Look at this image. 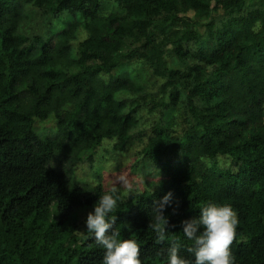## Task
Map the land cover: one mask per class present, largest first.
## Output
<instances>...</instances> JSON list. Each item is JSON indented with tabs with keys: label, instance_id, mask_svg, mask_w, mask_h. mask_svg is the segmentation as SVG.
Returning a JSON list of instances; mask_svg holds the SVG:
<instances>
[{
	"label": "trees",
	"instance_id": "16d2710c",
	"mask_svg": "<svg viewBox=\"0 0 264 264\" xmlns=\"http://www.w3.org/2000/svg\"><path fill=\"white\" fill-rule=\"evenodd\" d=\"M112 1L123 11L105 13L102 0H0V264H102L75 210L110 188L72 171L92 164L106 139L123 151L143 110L162 116L137 160L164 177L151 190H119L121 238L138 242L142 264H166L176 237L180 255L194 259L181 221L205 202L230 203L236 264H264V0ZM28 4L84 18L28 35ZM144 72L157 95L148 96ZM38 120L53 125L38 129ZM168 192L170 231L157 243L148 225Z\"/></svg>",
	"mask_w": 264,
	"mask_h": 264
},
{
	"label": "clouds",
	"instance_id": "9594fccd",
	"mask_svg": "<svg viewBox=\"0 0 264 264\" xmlns=\"http://www.w3.org/2000/svg\"><path fill=\"white\" fill-rule=\"evenodd\" d=\"M119 201V188L116 186L99 196L94 211L87 214V231L94 234L96 243L104 250L102 264H142L138 242L121 238V232L114 227V213ZM173 203V194L168 192L152 209L148 227L156 234L157 243L168 239L170 229L165 208ZM175 205L178 207L179 202L176 201ZM181 224L184 236L192 242L187 252L194 259L180 255V240L176 237L167 249L166 264H236L231 245L236 239L239 220L230 203L205 202L198 217L182 220Z\"/></svg>",
	"mask_w": 264,
	"mask_h": 264
},
{
	"label": "rangeland",
	"instance_id": "374dc122",
	"mask_svg": "<svg viewBox=\"0 0 264 264\" xmlns=\"http://www.w3.org/2000/svg\"><path fill=\"white\" fill-rule=\"evenodd\" d=\"M102 3L105 13L123 11L121 6L112 0H102ZM26 10L29 13L26 12L24 15L22 24L24 25L23 30L28 35L41 34L48 37L66 28L71 22L84 18L81 12L70 10H63L55 15L46 14L43 9L31 4L27 5ZM78 37H80L79 41H82L87 37V32L83 29L79 30ZM144 73L145 78L142 81L148 86V96L157 95L160 84L157 83V79L151 73ZM142 112L144 116L141 117L138 130L123 151L115 148L116 140H104L103 145L94 157L93 163L91 164L86 160V162L77 165L72 171V177L85 185L93 186L103 183L107 188L116 186L125 193L154 189L164 177L161 173V168L152 162L144 160L138 162L137 159H139L140 151L145 145L147 136L150 134L151 124L162 115L158 112L148 114L145 110ZM171 116L170 113L165 114L163 115V119L166 120ZM37 123L38 129L49 128L53 125L52 121L43 123L41 120H38ZM216 161L223 167L229 166L231 162L230 158L226 156H220ZM78 210H80L79 224L80 229H82L86 223L88 212L93 211L94 207H82L75 211Z\"/></svg>",
	"mask_w": 264,
	"mask_h": 264
}]
</instances>
